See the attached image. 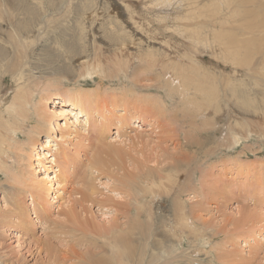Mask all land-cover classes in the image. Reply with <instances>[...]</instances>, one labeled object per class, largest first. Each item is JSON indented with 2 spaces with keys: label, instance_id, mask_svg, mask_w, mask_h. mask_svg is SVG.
Here are the masks:
<instances>
[{
  "label": "bare ground",
  "instance_id": "obj_1",
  "mask_svg": "<svg viewBox=\"0 0 264 264\" xmlns=\"http://www.w3.org/2000/svg\"><path fill=\"white\" fill-rule=\"evenodd\" d=\"M59 1L69 6L73 4L72 0ZM98 1L80 0V4L73 6L77 16L76 32L71 35L67 31L58 29L54 32L50 28L51 19L60 11L56 10L59 3L55 0H0V187L8 204V209L0 212V240L4 238L3 229L16 228L20 235L32 238L27 243L28 255L36 254L35 251L39 256L44 253L40 264L250 263L256 254L252 251L245 257L239 247L240 242L244 248H262L259 244L264 240V233L254 236L251 230L241 239L235 228L248 220L263 221V213L255 211L256 208L241 206L237 210L239 215L226 216L225 208L233 199L220 191L219 186L204 184V172L200 174V180L191 174L188 178L190 170L195 167L186 154L192 145L183 130L188 120L182 115L179 118L184 120L179 121L174 112L168 114V109L169 98L176 95V107H186L194 124L200 121L208 129L214 125L212 118L214 115L218 118L223 109L221 103L213 106L206 102L200 88L204 83L210 84L207 79L201 82L198 71L199 65L203 68L199 57L206 51L229 62L237 71L234 75L239 76V71L243 70V76L230 78L223 87L229 85L240 110L264 118V95L258 96L260 100L256 102L251 84L252 79L254 85L263 80L259 73L264 71V52L259 51L261 60L257 63L252 59V47L257 45L256 39L261 43L260 48L263 45L264 39L258 38L257 34H264V25L261 23V26L254 27L258 18L253 10L251 18H247L251 24L241 30L238 20H230L233 10H181L182 7L176 5L181 0H146L144 10H131L126 0H105L102 6ZM185 1L188 4L189 0ZM109 4L123 9L127 7L128 10H104ZM192 4L198 9L200 5H206L198 0ZM171 7L174 10H168ZM85 16L97 29L89 30L84 26ZM103 53L116 58L115 68L109 72L104 65ZM69 72H77L79 78L92 82L112 74L131 78L133 83L127 85H116L113 81L110 85L77 88L67 95H58L53 102L71 106L75 126L78 128L82 121L88 127H97L99 139L106 136L114 124L118 129L135 130L132 140H118L109 145L114 150H109L105 141L98 139L97 143H90L81 136L83 133L76 132L80 139L74 144L77 153L72 154L73 160L66 150L62 155L58 153L61 155L58 159L56 153L54 158H50L51 155L42 148L39 151L33 148L41 141L40 132L54 126V114L51 113L56 112L57 117L69 112L49 107L46 99L52 97L47 98L46 94V98L40 96V101L35 103L36 93L40 91L39 82L56 74L63 79L68 78ZM144 78L152 83L142 84ZM154 88L163 90L165 97L154 94ZM34 105L38 109L36 116L31 112ZM210 111H213V116H209ZM205 114L207 117L204 119ZM224 119L225 125L221 129L230 132L235 141L240 140L238 132L244 130L241 127L249 136L254 134L245 118L234 115L231 121ZM144 125H150V130L157 135L155 145L160 148L162 143L174 141L176 137L174 149L163 148V153L156 156L147 154L144 159L125 151L126 146L123 145L127 140L135 146H149L150 142L145 145L148 141L145 132L138 131ZM179 125L180 129L177 128ZM73 130L68 126L67 138H72ZM51 144V140H47L45 145L51 147ZM213 148L208 146L207 149V153L211 151L210 159ZM82 150L85 158L81 155ZM33 158L40 160L36 172L41 171L39 166L44 165L42 175L35 174L34 168L32 171L36 177L32 175L29 168ZM43 158L51 164L46 166L41 161ZM81 159L86 170L81 171L80 181L66 173L71 166L74 170H82L79 167ZM218 160L223 164L222 158ZM153 161H156L155 166L148 165ZM229 161L235 164L233 158ZM244 163L240 162L239 166H244ZM250 166H246L248 171ZM262 166L264 164L260 163L258 169L264 170ZM49 170H52L50 175L47 173ZM103 174H108L113 181L115 197L99 196L101 194L94 181ZM256 176L260 182V176ZM192 177L196 182L189 185ZM66 183L75 184L66 201L68 209L63 211L68 217L67 222L55 221L49 234L34 237L42 213L46 218L52 214V203L57 197L53 196L51 202V194H62ZM188 192L195 194L193 202L185 199ZM206 193L217 198L214 207L224 213L223 223L214 221L211 213L214 207L206 199ZM27 195L31 202L26 200ZM72 195L76 197L70 199ZM209 213L211 216L205 217ZM228 225H233L234 229L227 228ZM213 249L215 253L211 251ZM25 259L22 255L11 261L7 250L0 247V264H22L28 261Z\"/></svg>",
  "mask_w": 264,
  "mask_h": 264
},
{
  "label": "rangeland",
  "instance_id": "obj_2",
  "mask_svg": "<svg viewBox=\"0 0 264 264\" xmlns=\"http://www.w3.org/2000/svg\"><path fill=\"white\" fill-rule=\"evenodd\" d=\"M57 3L61 2L59 0H55ZM105 0H99V5L102 6L103 2ZM194 0H189L188 4L185 0H181L180 2H176V5L182 7L181 10H233V14H231L230 20H238L240 24L241 30L248 27L251 22L247 18H251L252 12L255 15V17L258 18V20H255L254 27H259L264 25V0H220V1H214V0H198L205 2L206 5H200V9L197 8V6H194L192 4ZM73 4L72 6H69L67 4H61L59 3L58 8L56 10H60L56 13L55 17H53L50 21V28L54 32L58 31V29H61L63 31H67L69 34H74L76 32V14L72 10L73 6L80 4V0H72ZM146 0H126V4L129 6L131 10H144V6L146 5ZM106 5V4H105ZM50 8V7H49ZM65 10V11H62ZM67 10V11H66ZM104 10H128L127 7L125 9L114 5H107V8ZM168 10H174L173 7H171ZM253 10V11H252ZM252 11V12H251ZM84 26L89 29H97V26L91 22V19H89L87 16L84 17L83 19ZM259 24V25H257ZM71 34V35H72ZM93 34V33H91ZM94 35V34H93ZM257 37L260 38L261 40L264 39V34L263 35H258ZM55 38V37H54ZM255 42H258L257 45L254 44L252 47L253 51V56L252 59L254 61H259L261 58L258 57L260 52H264V41L262 42L263 45L260 48L259 39H256ZM260 51V52H259ZM102 56L105 58L104 59V65L106 67V71H111L115 68V57L112 56L109 58L108 53H103ZM200 61L202 62L201 64L203 65V68L199 65L198 71L201 73V82H203L205 79L209 80L210 84H202L200 88L203 89L204 91V100L211 105H218L221 103V108L223 109L219 113V117L217 118V115L213 114V111H210L209 116H213V123L214 125L211 126V128H206L202 125V123L199 121L197 123H193V119H190L191 116L188 115V111L186 107L181 106L176 107L177 104L176 100L178 99V96H172L169 98L170 100V105L168 109V114H171L174 112L176 116H174L176 119L179 121L187 119L188 121L184 124V131L187 133V137L190 139L192 142L191 147L186 151L187 158L192 164H195L196 170L194 171L190 170L188 178H190L191 175H195L196 178L200 176L202 172L205 173V176L203 178L204 184L209 185L210 187L213 185L219 186L221 189L220 191L224 192L227 194V197L232 198L233 200H230L229 205L225 208V215L226 216H232V214L239 215L240 213H237V210L241 208V206L245 207H251V208H256L255 211H258L259 213H263L264 215V170L258 169V166L260 163L264 164V118L261 115H256L252 114L251 112H245L239 109V105L236 103V98L234 95H232V90L227 87H223V83L229 80L230 78L234 76H243L242 71H239L240 74L234 75L237 71L233 69V66L229 62H224L219 59L218 56H215L214 54L212 55V52H209L208 54L204 53L201 57H199ZM153 68V67H150ZM148 69V68H146ZM244 73V72H243ZM262 73V74H261ZM70 76L68 78H62L59 75H52V76H47L43 78L39 82L40 86V91L36 93V96H38L34 102L37 103L40 101V96L41 97H52L51 99H46L48 102L47 105L49 107L54 108L56 111H63L65 109L66 111L69 110V112H66L65 116H57L56 112H53L51 114H54V117L52 119V123L55 126H49V129H45L40 132L39 137L41 141L37 142L35 145V150L39 151L40 148H42L46 153H48L51 157H55V153L57 155L58 159H61L62 151L66 150L67 154L69 155V158L71 160L74 159V156L72 155L73 153L76 154V148L74 147L75 143L79 141L78 135L79 133L76 132H81V136H85L90 143L94 142L97 143L99 136L97 132V127L91 126L88 127V125L84 124L82 121L79 123L78 128L75 126L73 123V120L75 119V114L73 111H71L72 107L67 106L64 104H59L53 102V99H56L58 95L64 96L70 93L71 91H74L77 88H84V89H89L92 88L95 85H110L113 81L116 82V85H127V84H132L133 82L131 81V78L129 76H125L124 74H120L119 76H114L112 74L111 76H108V78H101V80L96 79L95 82L89 81L85 78H79L76 73H70ZM259 75L262 77V81L258 80L257 85H254L253 79H252V87L255 93V101L259 102V98L264 95V71L260 72ZM169 75L166 74V77ZM110 80V81H108ZM115 82L112 84V87L115 86ZM151 80L144 78L142 79V84L144 85H149ZM161 82V81H160ZM152 83V82H151ZM175 85V84H173ZM80 86V87H79ZM158 87H161V84H157ZM151 87V86H148ZM260 88V89H259ZM213 89V91L211 90ZM258 89V90H257ZM260 91V92H259ZM154 94H160L165 97V94L163 90L156 89L154 88L152 90ZM225 92V95L223 94ZM9 94L11 93L10 91L8 92ZM46 94V96H45ZM167 94V93H166ZM262 94V95H261ZM233 97H232V96ZM261 95V96H260ZM259 96V98H258ZM75 101V99H74ZM76 102V101H75ZM228 104V105H227ZM234 106V107H233ZM227 107V108H226ZM32 114L36 116L35 114L38 113L37 105H34L31 107ZM234 108V109H233ZM234 111V112H233ZM98 112V111H97ZM225 112V113H224ZM229 113V114H228ZM240 115H239V114ZM246 113V114H244ZM185 115L184 119L179 118V116ZM237 117H242L245 118L247 121V124L252 128L254 131L252 136H249L247 134V131L245 130L244 127H241L244 130H240L238 132V136L240 137V140L235 141V138H232V135L230 132L226 130H222L221 127L225 125V122H222L224 117L229 119V121L233 120V116ZM243 115V116H242ZM208 116V117H209ZM230 118H229V117ZM232 116V117H231ZM207 117V114L204 115V119ZM200 119V118H199ZM226 119V120H227ZM117 121V120H116ZM167 121V120H165ZM114 122V121H113ZM212 123V121H211ZM65 124V127H62V125ZM180 124V123H178ZM98 125V124H96ZM68 126L71 127L73 130L72 133V138H67L66 137V132L68 130ZM253 126V127H252ZM220 129H218V128ZM178 129L181 128V126H177ZM119 131V134H118ZM138 131H144L145 138H148V141L146 144L149 142V146L143 148V144H137L136 146L131 143L130 140H127L125 143L126 150L127 152L133 154L134 156L143 158L144 155L147 154H152L156 156L157 154L163 153V148H168V149H174V146L176 144L177 138L175 137L174 141L171 140V142L168 143H162V148L156 146L155 142L158 141L157 135L150 130V125H144L143 128H138ZM51 134H50V133ZM77 134V136H76ZM117 134V135H116ZM135 130H131L129 128L125 129H118L116 125L113 124V127H111L110 131L107 133L106 136L103 138L99 139L102 141H105L107 143L106 147L109 150H114V148H110L109 145H113L114 143H117L116 141L118 140H124V139H133L135 137ZM156 135V136H155ZM62 138L60 139V137ZM207 138V140L205 139ZM152 138V139H151ZM182 139V138H180ZM216 139L220 140L221 142H217ZM47 140H51V147L49 145H45L47 143ZM206 140V141H205ZM152 141V142H151ZM154 142V143H153ZM43 144L45 147L43 148ZM154 146V147H153ZM208 146H213V154L211 155L212 158L210 159L208 155L211 153H207ZM118 147V146H116ZM153 147V148H152ZM158 149V150H157ZM160 152V153H159ZM60 153V154H58ZM83 154L84 158V150L81 151V155ZM73 159H72V158ZM83 158V159H84ZM222 158L223 164L221 163V160H218ZM233 158V163L237 164L236 167L235 164L229 163V159ZM144 159V158H143ZM85 160V159H84ZM40 160L33 158L32 159V165L29 168L31 170L32 175L36 177L35 174L37 175H42L45 170L44 165L42 164L39 166L41 168V171L36 172V169L38 167V162ZM44 161V158L41 160ZM82 161V159H81ZM163 161V160H162ZM244 163V166L240 167V162ZM247 161V162H246ZM259 161V162H258ZM254 162V163H253ZM153 163V164H152ZM163 162L162 164H164ZM249 163V164H247ZM253 163V164H252ZM46 166H49L51 163L45 162ZM156 165V161L148 163V165ZM214 164V165H213ZM246 164V165H245ZM23 165H26V162H23ZM247 165H251V170L248 171L246 168ZM55 164L53 165V168L55 169ZM232 166V169H229V167ZM237 166H239V171ZM74 166H71L69 170L67 171L66 174H71L72 178L74 177L75 180H80L82 178V172L83 170H86V167L83 165V161L80 164V168L82 170H77L73 169ZM214 167V168H213ZM222 167V168H221ZM256 167V168H255ZM264 167V166H262ZM33 168L34 171L36 172L35 174L33 173ZM224 168V169H223ZM237 168V169H236ZM244 168V169H243ZM52 169V168H51ZM239 172H236V170ZM226 171V172H225ZM52 170H49L47 173L50 175ZM221 172V173H220ZM249 172V173H247ZM253 172V173H252ZM193 173V174H192ZM223 173V175H222ZM230 173V174H229ZM245 173V174H244ZM251 173V174H250ZM255 173V174H254ZM191 174V175H190ZM217 174V175H216ZM229 174V175H228ZM237 174V175H236ZM249 174V175H246ZM260 174V175H259ZM246 175V176H242ZM256 175L258 177L260 176V182L258 181ZM41 177V176H38ZM192 177L189 185L193 184L196 182V178ZM252 177V178H251ZM251 178V179H250ZM4 179V177H3ZM201 177L198 178L200 180ZM222 179V180H221ZM189 180V179H188ZM206 180V181H205ZM232 180V181H231ZM242 180V181H241ZM254 180V181H253ZM244 181V182H243ZM253 182V184H251ZM262 182V185L259 183ZM251 184L248 185V184ZM256 183V184H255ZM94 184L96 185L97 189L99 190V195L101 198H105L107 196L115 197L114 192L112 191L114 185L113 181L110 179L108 174H103L101 175L98 179L94 181ZM246 187H244L245 185ZM256 186H255V185ZM64 185V184H63ZM74 183H66V187L62 188V191L60 195L58 193L53 192L50 196V201L52 202V197L56 196L57 198L55 199L56 202L52 203L53 209L51 210V215H49L47 218L45 217L46 215L42 213L41 217V222H39L38 227L35 229V236H42L45 237L46 233H50V230L54 228V222L55 221H60V222H67L68 217L65 215L63 212L65 209H68V205H66V201L68 200L70 195V190L74 186ZM244 185V186H243ZM254 185V186H253ZM77 186V185H76ZM249 188H248V187ZM260 186V187H259ZM244 187V189H243ZM254 187V188H253ZM263 187V190L261 189ZM251 188V189H250ZM253 188V189H252ZM256 188V190H255ZM263 192H261V190ZM251 190V191H250ZM243 191V192H242ZM3 192V190L0 187V212L6 211L8 209V204H7V197L6 194ZM29 194V192L27 193ZM249 194V195H248ZM251 194H254L253 196ZM206 199L210 200V203L212 204V208L214 205H216L215 200L217 198L212 197V193H206ZM246 195V196H245ZM194 193H186L185 194V199H187L190 202H193L196 198L194 197ZM204 196V195H203ZM245 196V197H244ZM76 196L72 195L70 199H74ZM194 197V198H192ZM212 197V198H211ZM6 198V199H5ZM203 198V197H202ZM228 198V199H229ZM240 201H238V200ZM263 199V200H261ZM26 200H30V196L27 195ZM261 200V201H259ZM222 201V200H221ZM28 202V201H27ZM257 203V204H256ZM27 204V203H26ZM97 210V208H95ZM248 211V210H247ZM254 213L256 214L257 212ZM253 212V211H252ZM212 215L214 216V221L216 222H221L223 223L225 217L224 213L222 214L221 212H218L215 207L213 208V211L211 212ZM211 213L205 214V217L209 218L211 216ZM262 215V217H263ZM238 217V216H237ZM251 220V219H250ZM257 221L256 219H252ZM53 222V223H52ZM254 221H249L248 222H242V226L237 229L239 231V235L244 237L246 234L250 233L251 230L254 231V236L260 233H264V220L261 222H256ZM241 224V223H240ZM239 225V224H238ZM263 226V227H262ZM227 228L234 229L233 225H228ZM262 230V231H261ZM4 232L3 234V239L0 240V247H3V249L7 250L8 255L11 257V261H16L18 256H24L26 257L25 260H28L26 262H22V264H40L41 263V256L44 255L42 253L41 256L35 251L36 254L34 255H28L30 254L28 250L27 243L30 242L32 238L22 236L18 233V230L16 228H8V229H3ZM234 231V230H232ZM249 231V232H248ZM235 232V231H234ZM245 234V235H244ZM252 234V233H251ZM253 236V235H252ZM33 237V236H32ZM26 239V240H25ZM264 239V237H263ZM25 240V241H24ZM244 242V241H243ZM261 242V241H260ZM241 245V246H240ZM239 247L242 250V253L247 257L250 255V252L254 251L256 254V257L252 259V261L248 264H264V240L259 244L262 248H252V247H243L242 242H240ZM255 247V246H254ZM254 249V250H253ZM213 253H215L214 249L211 250ZM258 253V254H257ZM204 259L206 261L208 260L204 254H202ZM247 255V256H246ZM203 261V260H201ZM16 262L12 263L15 264ZM194 264H197L194 262Z\"/></svg>",
  "mask_w": 264,
  "mask_h": 264
}]
</instances>
